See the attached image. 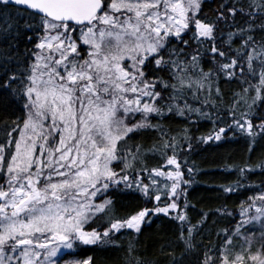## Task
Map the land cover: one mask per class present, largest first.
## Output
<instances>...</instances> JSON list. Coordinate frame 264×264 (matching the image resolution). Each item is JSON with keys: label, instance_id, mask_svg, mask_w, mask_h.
Masks as SVG:
<instances>
[{"label": "snow or ice", "instance_id": "1", "mask_svg": "<svg viewBox=\"0 0 264 264\" xmlns=\"http://www.w3.org/2000/svg\"><path fill=\"white\" fill-rule=\"evenodd\" d=\"M205 4L0 0V264H96L85 246H117L160 216L179 225L163 264H264V182L238 215L215 210L232 227L202 251L209 213L193 223L180 202L196 171L181 154L197 145L262 152L224 193L264 174V0H221L212 18ZM177 117L186 126L172 134L165 121ZM201 121L211 130L193 137ZM120 196L139 202L124 217ZM134 251V264H152Z\"/></svg>", "mask_w": 264, "mask_h": 264}, {"label": "trees", "instance_id": "2", "mask_svg": "<svg viewBox=\"0 0 264 264\" xmlns=\"http://www.w3.org/2000/svg\"><path fill=\"white\" fill-rule=\"evenodd\" d=\"M220 2L221 0H206L204 11L209 18L213 17V13ZM227 31L228 28L225 26V32ZM221 88L224 92L230 93L232 90H239V84L221 81ZM185 126V123L178 117L165 121V127L169 128L172 134ZM189 127L193 137L205 135L211 130L208 121H201L199 124L189 125ZM153 137V133L145 134L139 138V142L146 147L151 146ZM181 155H187L188 165L194 167L196 171L192 177L194 182L187 187V195L181 197L180 202L183 204L184 200H187L190 205L187 209V215L193 223L199 219V213H209V219L203 232L196 237V243L200 245L202 251L204 247L209 246L210 238L213 244L217 242L214 235L216 231L232 227L230 221L233 217L224 216L215 210L226 208L238 215L240 202L246 200L248 195L253 194L256 185L264 182V174H261L260 170L257 169L255 173L248 176L247 185L249 187H239L232 193L222 192L221 186L235 185L239 176L236 169L242 166L245 161L256 164L261 158L262 152L260 150L255 151L249 159L243 141L233 140L219 144L197 145L195 151ZM157 162L155 158H149L147 161L149 167L155 166ZM138 203L135 199L120 196L115 200L114 211L117 216L124 217L129 215L138 206ZM192 205L194 207H191ZM178 231L177 222L163 216L153 217L151 223L142 226L141 234L125 230V234L116 240L117 246L105 248L85 246L87 251L84 255L93 256L96 264H134L133 257H130L127 252L129 244H131L135 250L134 257L151 261L152 264H163L167 257L161 252V245L164 241L174 240ZM240 243L241 240H237L236 246Z\"/></svg>", "mask_w": 264, "mask_h": 264}, {"label": "rangeland", "instance_id": "3", "mask_svg": "<svg viewBox=\"0 0 264 264\" xmlns=\"http://www.w3.org/2000/svg\"><path fill=\"white\" fill-rule=\"evenodd\" d=\"M256 239H257V242L254 244V247H258V246H259L258 238H256ZM243 244H244V241L241 240V243H240L238 246H236L237 251L240 250V247H241ZM61 264H62V262H61Z\"/></svg>", "mask_w": 264, "mask_h": 264}]
</instances>
